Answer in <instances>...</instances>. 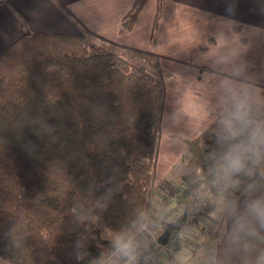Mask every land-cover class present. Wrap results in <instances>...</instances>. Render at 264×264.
I'll use <instances>...</instances> for the list:
<instances>
[{
  "label": "trees",
  "instance_id": "trees-1",
  "mask_svg": "<svg viewBox=\"0 0 264 264\" xmlns=\"http://www.w3.org/2000/svg\"><path fill=\"white\" fill-rule=\"evenodd\" d=\"M163 91L158 75L85 34L26 33L0 52L1 260L101 264L117 253L113 237L128 240L146 224ZM211 129L184 139L181 181L189 199L214 178ZM217 190L207 193V207H220ZM244 199L242 191L233 207ZM233 207L223 216L213 264H255L264 243L245 251L235 242ZM187 223L202 228L198 213ZM156 249L151 244L135 264H148Z\"/></svg>",
  "mask_w": 264,
  "mask_h": 264
},
{
  "label": "crops",
  "instance_id": "crops-1",
  "mask_svg": "<svg viewBox=\"0 0 264 264\" xmlns=\"http://www.w3.org/2000/svg\"><path fill=\"white\" fill-rule=\"evenodd\" d=\"M136 2L0 0V52L26 33L85 34L103 49L117 48L122 56L121 49H128L155 58L161 73L173 70L162 77L165 90L175 89L182 94L185 90H227V94L232 89L247 90L249 64L254 67L256 79L264 78V0H145L125 24ZM226 92L220 102L223 105L231 100ZM217 93L213 101L218 99ZM180 101L169 103L182 111L185 105ZM212 119L194 121L200 129L193 137ZM162 216L166 223L169 217L165 212ZM185 216L182 212L175 219ZM158 248L164 245L159 243ZM186 248L176 252L182 261L188 255L183 256ZM101 264H125V260L113 253Z\"/></svg>",
  "mask_w": 264,
  "mask_h": 264
},
{
  "label": "rangeland",
  "instance_id": "rangeland-1",
  "mask_svg": "<svg viewBox=\"0 0 264 264\" xmlns=\"http://www.w3.org/2000/svg\"><path fill=\"white\" fill-rule=\"evenodd\" d=\"M130 15L131 14L125 18V24L129 23ZM89 41L92 45L102 48L96 42V39L94 41L89 39ZM109 49L104 50L109 51ZM115 49L116 50L113 51L119 54V50L117 48ZM121 51L124 53L121 52L124 56L121 54L119 55L123 58L158 75L162 81L163 75L172 74L174 72L169 69L172 71V73H170V71L166 69L161 73L156 69L155 58L143 53L132 52L128 49H121ZM128 53L134 56V58H132L133 60ZM142 62L145 63L146 67L142 65ZM248 68L247 90L244 91L251 93L254 99L264 96V78L259 80L254 77L253 65L249 64ZM204 80L207 83V78ZM163 90L162 109L158 125V144L149 187L148 221L128 239L132 241L134 249L137 246L139 247L145 244L149 238H151L152 234H154V236H161L163 228L167 224V222L164 223L161 219L163 218L162 214L164 212L173 220L182 212L185 213L191 205L190 203L193 199H189L182 191L185 187L181 181L184 170L183 159L186 151V142L184 139L187 136L194 138L193 135L200 129L199 125L195 127V122L205 117L213 119L210 120L209 125L204 129L206 130L212 127L210 133H216L219 120L222 118L226 107L230 104V101L224 105L220 103L222 102V98L225 99V92L227 90H185L184 94H182L183 91L176 92L175 89L165 90L164 84ZM216 92H218L217 96L219 97L217 100L213 101V94ZM229 94L226 92L227 96ZM169 100L174 102H179V100H181L180 102L182 105H185V110L183 109L180 111L175 109L176 105L172 103V106ZM214 102L215 104H213ZM218 102L219 104H216ZM206 156L209 159V155ZM211 165L212 162L209 160L207 165L209 172ZM242 191H244L242 187L226 188L223 183H220L217 192H215L217 196L216 202L220 207L215 206V208H213V206L207 207L205 205L200 207L198 212H193L199 214V224L202 228L189 230L187 228L188 223H186L184 228L181 229L180 235H173V241L169 245L164 246L162 249H156L148 263L154 258L153 264H161L163 261H167V264H179L181 262H184V264H213L215 246L224 230L223 216L233 207L237 195ZM203 195L204 193L202 192L200 196L203 197ZM151 209L155 211L152 212ZM113 238L115 242L118 237ZM153 243L152 241L149 244L151 245ZM184 247L186 248V253L183 256L186 254L188 255L187 257H183L182 261V256L177 255L176 257V252L182 251L181 248ZM157 252L158 254H156ZM178 258H180V260ZM0 264L9 263L0 259Z\"/></svg>",
  "mask_w": 264,
  "mask_h": 264
},
{
  "label": "clouds",
  "instance_id": "clouds-1",
  "mask_svg": "<svg viewBox=\"0 0 264 264\" xmlns=\"http://www.w3.org/2000/svg\"><path fill=\"white\" fill-rule=\"evenodd\" d=\"M230 92V104L218 123L210 173L226 188L244 189L242 205L232 209V234L248 251L264 243V96L254 99L243 89ZM115 250L125 264H135L131 240L117 238ZM255 264H264V252Z\"/></svg>",
  "mask_w": 264,
  "mask_h": 264
},
{
  "label": "built area",
  "instance_id": "built-area-1",
  "mask_svg": "<svg viewBox=\"0 0 264 264\" xmlns=\"http://www.w3.org/2000/svg\"><path fill=\"white\" fill-rule=\"evenodd\" d=\"M212 166V165H211ZM214 185H213V184ZM220 183L219 182H217L216 180H215V178H213V180H212V182H211V184L210 185H207L206 187H205V189H204V191H203V193H204V195H203V197H197V198H194L193 200H191V205L188 207V209H187V211L185 212L186 213V217H185V219L184 220H182V221H179V222H175V220H172V221H170L171 223L172 222H174L173 223V225H172V229H171V231H170V233H169V235L167 236V238H166V241H165V243H160L159 241H158V239H159V236H154V234H152V236H151V238H149V240L145 243V244H143V245H141V246H137L135 249H134V255H135V258L139 255V254H141V253H143V252H145V251H147L148 250V248L151 246L149 243L150 242H154V243H156L157 245L160 243V244H162V245H164V246H166V245H169L172 241H173V235H176V236H178V235H180V231H181V229L182 228H184V226L186 225V223H187V221H188V218H189V213L191 214V213H193V212H198L199 211V209H200V207H203V206H205L206 205V203L208 202V192H210V191H212V186H218ZM176 217V216H175ZM169 222V223H170ZM166 226H167V224L164 226V228H163V231L162 232H164V230H165V228H166ZM161 232V233H162ZM162 235V234H161ZM175 236V237H176ZM156 254H158V252L156 253ZM154 258H152V261L151 262H149L148 264H153V262H154V260H153Z\"/></svg>",
  "mask_w": 264,
  "mask_h": 264
},
{
  "label": "water",
  "instance_id": "water-1",
  "mask_svg": "<svg viewBox=\"0 0 264 264\" xmlns=\"http://www.w3.org/2000/svg\"><path fill=\"white\" fill-rule=\"evenodd\" d=\"M186 217V216H185ZM185 217L182 219V220H184L185 219ZM182 220H180L179 218H177L176 220H175V222H179V221H182ZM173 223L174 222H170L168 225H167V227L165 228V230H164V232L162 233V235L159 237V239H158V241L160 242V243H165V241H166V238H167V236L169 235V233H170V231H171V229H172V225H173Z\"/></svg>",
  "mask_w": 264,
  "mask_h": 264
}]
</instances>
